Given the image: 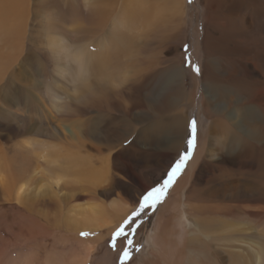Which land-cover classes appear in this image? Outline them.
Returning a JSON list of instances; mask_svg holds the SVG:
<instances>
[{
  "label": "bare ground",
  "instance_id": "1",
  "mask_svg": "<svg viewBox=\"0 0 264 264\" xmlns=\"http://www.w3.org/2000/svg\"><path fill=\"white\" fill-rule=\"evenodd\" d=\"M199 6L0 0L5 264L36 262L16 249H39L45 236L71 262L110 263L107 235L150 187L137 193L136 172L153 185L188 152L193 113L207 124L149 246L165 264H264V0ZM252 148L256 170L245 167ZM3 208L15 210L10 223ZM220 247L233 250L227 259Z\"/></svg>",
  "mask_w": 264,
  "mask_h": 264
},
{
  "label": "rangeland",
  "instance_id": "2",
  "mask_svg": "<svg viewBox=\"0 0 264 264\" xmlns=\"http://www.w3.org/2000/svg\"><path fill=\"white\" fill-rule=\"evenodd\" d=\"M191 1L194 2V7L195 8L196 7L197 8L200 7L199 6V0H191ZM187 68H189V65H187ZM191 115H192V117L189 118L187 131H185V134H187L186 135L187 137H186V139L184 141L185 149L188 152H185L183 150L182 153H180L179 156H177L175 158V160L170 163L168 169L164 172V174L160 177V179L157 180V182L154 183L153 185H152L153 182L150 183V184H147V182H149V179L144 174L143 175H139V173L136 172V179H139L141 181V183L139 182V184H142V186L140 185L141 188L136 186L137 193H138V191L140 192V190L142 188L144 190V189L148 188L149 186L150 187L148 189H146L138 197V199H136L135 205L130 210V217L126 220L127 223L125 221V223H123L121 225H118L114 230L110 231L111 233L109 235H107L106 240H105V244H104L102 249L103 250H107V253L109 254V262L110 263H108V264H140L141 261H143V260H144L145 264H165L166 263L164 255L162 256L159 253H155V252H153L151 250V248L149 246V243H148V236L152 232L151 230L154 228L155 219L157 217V213L159 212V210H161V208H163V205H165V203L167 202V200L171 196L173 188H174L176 182L182 176H184V174H186V172L188 170V164L191 161V159L193 157V154L190 153L189 159L186 160V162L184 164V167L179 171V173H177L172 178L171 183L169 184V186L167 188H164L165 181H167L169 179V174L171 173L172 169L175 167L176 163L179 161L180 157L182 155H185V154L189 153L188 141L194 139L193 146L191 147V151H192L194 149L195 144L197 143L196 142L197 141V131L199 130V128L204 130L205 126L207 124L206 120H202V121L200 120L201 122H200V127H199L198 123H197V120H196L197 119L196 114L193 113ZM193 120H195V122H196V131H195V133H193V131H192L191 127H190V123ZM252 144L254 145V143H252ZM258 151L259 150H256L255 148H252L250 150V156H252L253 158H249L248 163L245 164V167H247V169L250 168V167H253L255 170L257 169L256 168V164L254 162L256 161V156H258L257 155ZM250 159H252V162H251ZM150 172H152V173L155 172L154 176H156L158 174L159 170L154 169V170L149 171V173ZM143 180H144V182H143ZM203 186L204 187H202V190H204L207 186H212V184H209V185L203 184ZM154 188H162L163 189L162 199H160L159 202L153 204V201L156 199V197L154 196L152 199L147 201V206L146 207H142V203L144 202L143 198L147 195L148 192L152 191ZM125 198H127V196H125ZM200 203H202V198H200ZM1 211H3L2 213L7 218L8 223H10L12 221V217H14V215H16L15 214V210H13L12 212L11 211L5 212V208H3V210H1ZM6 211H7V208H6ZM17 222H18V220H17ZM24 223H25V225L29 226V223H27L26 220H25ZM247 225H249V224H247ZM247 225H245V224L244 225L243 224L242 225L236 224L235 225L236 228H234V229H236L238 231L242 230V229H247L248 228ZM250 225L253 226V224H250ZM121 228L123 229V231H122V233L119 236H117L116 233ZM249 232L250 231H248L247 234ZM227 233H228V231H227ZM103 234H104V236H106V234H107L106 231H104ZM48 238H49V236H45V237H43V241L39 240V243L38 242L36 243V246L39 247V249L34 248V250L32 249L30 251L29 250L19 251V249L18 250L16 249V253H18V254L19 253L20 254L23 253L22 256H24V257L31 258V255H32L35 258H38L36 262H34V261L32 262L31 261V262H26L25 264H28V263L29 264H80V261H79L78 258L74 259V261H72V262H71V259H69V260L67 259V258H70L71 256H73V254L75 255V253H72L71 256H70V253H68L66 251L67 249L66 250L62 249L60 247V245H58L59 240H58L57 237H56L57 239L56 238L54 239V237L51 236L49 238L50 240ZM80 238H82V236H80ZM3 239L7 240L9 238L8 237H4ZM0 243H1L0 244V264H5L3 262L4 259L1 258L2 257L1 255L5 254V252L3 250L4 248H2V247H4V245L2 246V244H4L5 242L3 243V242L0 241ZM238 245H240V246L245 245V246H242V247L245 248V249H250L249 244H238ZM47 248H49L48 249L49 251L47 250ZM51 248H53V249L51 250ZM237 248H240V247H237ZM10 249H12L11 246H10ZM58 249L59 250L61 249V251H59ZM102 249H100V251ZM219 249H220L221 252H223V255L225 256L226 259L228 257L226 255V252L227 251H230V252L233 251V250H229V249H224L223 247H220ZM1 251H2V253H1ZM47 252H48V254H47ZM125 252H127V256L124 255ZM54 253H55V255H54ZM99 253L100 252H98V251L94 252L93 253V255H94L93 257L94 258L97 257V256L100 257L101 253L100 254ZM5 256H4V258H5ZM81 257H82V255H81ZM151 257H153V258H151ZM42 258H43V260H42Z\"/></svg>",
  "mask_w": 264,
  "mask_h": 264
},
{
  "label": "snow or ice",
  "instance_id": "3",
  "mask_svg": "<svg viewBox=\"0 0 264 264\" xmlns=\"http://www.w3.org/2000/svg\"><path fill=\"white\" fill-rule=\"evenodd\" d=\"M189 2H191V0H189ZM193 70L197 71L198 69L196 68V66L193 65ZM190 127L193 131V133H195L196 131V122L195 120L191 121L190 123ZM194 143V139L189 140L188 144H189V153L182 155L179 159V161L176 163L175 167L172 169L171 173L169 174V179L167 181H165L164 183V188H167L169 186V184L171 183L172 178L179 173V171L184 167V164L186 162L187 159H189V155H190V151H191V147L193 146ZM162 192L163 189L162 188H154L152 191L148 192L147 195L143 198V203H142V207H146L147 206V201H149L150 199H152L154 196L156 197V199L153 201V204L159 202L160 199H162ZM135 215V214H134ZM127 223V221H126ZM123 229L121 228L120 230H118V232L116 233L117 236H119L122 233ZM82 236H87V233H82ZM125 256H127V252L124 253Z\"/></svg>",
  "mask_w": 264,
  "mask_h": 264
}]
</instances>
